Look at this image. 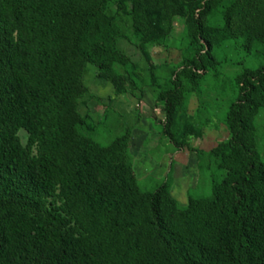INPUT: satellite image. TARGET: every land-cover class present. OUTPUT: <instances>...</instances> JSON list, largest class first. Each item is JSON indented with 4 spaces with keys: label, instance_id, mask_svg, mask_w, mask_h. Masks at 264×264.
I'll return each mask as SVG.
<instances>
[{
    "label": "trees",
    "instance_id": "obj_1",
    "mask_svg": "<svg viewBox=\"0 0 264 264\" xmlns=\"http://www.w3.org/2000/svg\"><path fill=\"white\" fill-rule=\"evenodd\" d=\"M141 1L130 13L144 31ZM167 1L198 49L190 81L214 65L210 52L233 37L236 19L257 6L264 21V0H244L243 11L224 0ZM114 2L123 0H0V264H264V158L248 140L252 114L264 109V63L237 77L230 137L210 153L220 174L212 197L179 208L165 185L142 193L109 148L78 133L87 66L114 89V68L131 66L105 13ZM213 11L221 27L204 24ZM181 90L175 76L164 91L167 126Z\"/></svg>",
    "mask_w": 264,
    "mask_h": 264
},
{
    "label": "rangeland",
    "instance_id": "obj_2",
    "mask_svg": "<svg viewBox=\"0 0 264 264\" xmlns=\"http://www.w3.org/2000/svg\"><path fill=\"white\" fill-rule=\"evenodd\" d=\"M180 1L181 8L193 2ZM243 1L224 3H235L243 11ZM141 4L139 21L144 31H139L130 13L131 0L108 3L105 13L117 28L115 48L131 66L114 68L117 89L98 79L94 66H87L83 76L87 89L77 107L82 121L78 133L109 148L113 161L134 173L140 192L151 193L165 185L176 205L185 208L190 198L206 200L213 195L220 174L210 153L230 137L225 115L236 97L237 77L244 69L255 70L264 63L262 10L256 6L250 15L236 19L233 37L216 42L210 52L214 65L201 79L190 81L185 68L198 49L190 46L186 18L173 11L167 0L159 6L156 0H142ZM146 10L158 14L162 24L145 17ZM203 22L222 26L218 11ZM175 76L181 82V100L167 126L164 91ZM251 119L254 131L248 140L264 158V109ZM19 138L26 145L24 131ZM32 154H36L35 148Z\"/></svg>",
    "mask_w": 264,
    "mask_h": 264
},
{
    "label": "crops",
    "instance_id": "obj_3",
    "mask_svg": "<svg viewBox=\"0 0 264 264\" xmlns=\"http://www.w3.org/2000/svg\"><path fill=\"white\" fill-rule=\"evenodd\" d=\"M105 83V82H104ZM107 83V82H106Z\"/></svg>",
    "mask_w": 264,
    "mask_h": 264
}]
</instances>
